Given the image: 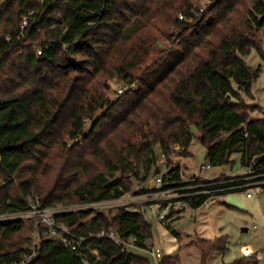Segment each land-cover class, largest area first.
Masks as SVG:
<instances>
[{
	"label": "trees",
	"instance_id": "16d2710c",
	"mask_svg": "<svg viewBox=\"0 0 264 264\" xmlns=\"http://www.w3.org/2000/svg\"><path fill=\"white\" fill-rule=\"evenodd\" d=\"M263 27L264 0L0 3V216L28 211L30 199L43 207L118 199L133 189L140 167L157 164L158 149L168 158L189 154L194 128L211 166L227 165L239 151L252 175L264 174V119L252 118L257 105L245 99L254 98L261 73L245 56L255 49L264 58ZM160 38L167 45L136 74ZM114 80L124 90L111 97ZM248 176L183 182L176 167L163 179L173 187L194 186L190 191L199 193L185 199L197 209L214 196L246 189L203 190L264 180ZM114 209L63 211L55 218L78 236L112 230L146 248L152 226L145 212L126 205ZM86 243L101 260L94 263L88 250L80 255L51 238L35 219H0V264L34 252L27 264H84L83 255L92 264H151L107 238ZM197 244L202 264L228 249L225 237ZM232 264L259 260L251 255Z\"/></svg>",
	"mask_w": 264,
	"mask_h": 264
},
{
	"label": "rangeland",
	"instance_id": "374dc122",
	"mask_svg": "<svg viewBox=\"0 0 264 264\" xmlns=\"http://www.w3.org/2000/svg\"><path fill=\"white\" fill-rule=\"evenodd\" d=\"M5 1L0 0V3ZM206 3L207 1H201L200 4L205 6ZM261 41L264 51V27L261 30ZM166 45L167 42L160 38L149 62L139 66L135 73L139 74L156 57L159 49ZM245 60L252 67H261L260 76L253 84L254 98L245 97V99L248 103L257 105L251 114L252 118L264 119V58L253 49L245 56ZM120 87V81H112L110 96L115 97L116 90ZM227 135V132H223L222 138L224 139ZM189 152L187 155L174 153L168 158L161 149H158L157 164L140 167V178H133L134 187L120 197L122 200L113 199L98 206L76 204L70 209L96 206L97 210L114 212L116 206L126 205L131 209L145 212L146 219L152 226V237L146 248L130 247L129 250L148 258L151 264H157V261L161 264H202L198 239L216 240L225 237L229 244V250L210 255L207 264L210 262L232 264L236 260L243 259L246 257L243 255L245 246H251L254 252L259 251L264 254V185H258L250 190L251 197L247 196L246 191L228 193L221 196L210 208L203 206L197 210H193L187 202L181 200L180 192H162L157 189L159 185L157 179L164 177L170 169L176 167L180 169L183 182L205 177L243 175L249 170L241 164L242 153L239 151L232 153L231 161L227 165L206 168L209 164L207 150L200 141L196 128H194V138ZM146 166H148L147 169ZM56 208L67 209L64 206ZM160 213L166 215V220L158 219ZM4 217L5 215H1L0 219ZM243 228H248V231L244 232ZM153 248L161 251V261L155 260L151 255ZM166 257L172 258L164 260Z\"/></svg>",
	"mask_w": 264,
	"mask_h": 264
},
{
	"label": "built area",
	"instance_id": "2783aa9c",
	"mask_svg": "<svg viewBox=\"0 0 264 264\" xmlns=\"http://www.w3.org/2000/svg\"><path fill=\"white\" fill-rule=\"evenodd\" d=\"M180 18H183V16H180ZM27 24H28V18L25 17L22 27L24 28ZM37 52H38V54L42 53L41 50H38ZM123 90H124L123 88H119L118 93H123ZM206 168L210 169L211 165L208 164L206 166ZM248 169L249 170H248L247 174H250V176H248L247 179H255L258 177H264V174L252 175L251 173H253L254 170H252L251 167H249ZM201 179H210V178L205 177V178H201ZM157 181L159 184L157 189H160L162 192H168V191L169 192H175V191L180 192V196L182 197L181 200H184L187 203H188V201L185 198H187L189 196H194L197 193H199V192H191L190 191L193 188H195L192 185H191L192 187L190 185L183 186V187H173L172 183H170V182L165 183L163 177H159L157 179ZM212 184H216V183L215 182L214 183H205L202 186L212 185ZM261 184H264V180L253 181V182L240 184V185L227 186V187H223L220 189H206V190H203L202 192L203 193H211V192L218 191V190H232V189H238V188H245L246 189L245 191L247 192V196L251 197V191L250 190H253V188H255L256 186L261 185ZM215 198H216V196L210 198L209 201L214 200ZM30 200H31V207L28 211L18 213V214H14V215H5L4 219L20 218V219L24 220L26 223L35 219V224L36 225L37 224L42 225L43 228L48 231L51 238L62 239L63 242L65 243V245L70 247V249L72 251H75L81 255L83 251L88 250L90 253H92L95 256L94 263L101 260L102 258L99 254L98 249L91 248L87 245L86 240L88 238H91V237H96L99 239L107 238V239L113 240L116 244L122 245V249H121L122 252L128 251L130 247L140 248L136 244L137 239L135 237H129L128 239H122V238L118 237L115 234V232L112 230H109V231L100 230V232H98L97 234H93L90 237H82V236L75 235L70 231V229L64 223L58 222L55 218V215L58 213H61L63 211H72L74 209H70L71 207H66L67 208L66 210H59L56 207H43L40 205L39 199H36L37 202H33L32 199H30ZM116 200L120 201V200H122V198H118ZM101 203H106V201H100V202H96V203H92V204H94V205L96 204V206H98ZM85 205L89 206V204H85ZM96 206L95 207H86V208H91V209L97 210L98 208L96 209ZM79 209H85V208H79ZM79 209H77V210H79ZM158 219L164 221V220H166V215L164 213L163 214L160 213L158 215ZM255 228H256V226H255ZM38 235H39L38 230H36L32 235V248L36 245ZM244 253L246 255H249V256L254 255V253L250 249H245ZM35 255H36V253L34 252L33 254L28 255L25 259H22L21 261L16 262L14 264H27L33 259V257ZM151 255L153 256V258L155 260L159 259V261H161L162 253L159 249L154 250V248H153V250L151 251ZM82 260H83L84 264H92L87 256L83 255ZM157 264H161V263H158V261H157Z\"/></svg>",
	"mask_w": 264,
	"mask_h": 264
},
{
	"label": "crops",
	"instance_id": "0c3cea01",
	"mask_svg": "<svg viewBox=\"0 0 264 264\" xmlns=\"http://www.w3.org/2000/svg\"><path fill=\"white\" fill-rule=\"evenodd\" d=\"M215 178H218V177H214V178H210V179H215ZM223 196V195H222ZM221 196H219L217 199H214V200H211V201H207L204 205H202L201 207H203V206H205V207H207V209L208 208H210L211 207V205H213V204H215V203H217V201H218V199L220 198ZM200 208V207H199ZM199 208H197V209H199ZM193 209V208H192ZM197 209H193V210H197ZM255 228V227H254ZM257 228V227H256ZM255 228V229H256ZM247 230H244V228H243V231L244 232H247L248 231V228H246ZM245 249H250L253 253H254V255H257V258H258V260H259V264H264V254H262L261 252H259V251H257V252H254L253 251V249H252V247L251 246H245L244 248H243V255L244 256H246V257H248L249 255H246L245 253H244V250ZM227 250H229V244H228V249ZM226 250V251H227ZM217 253V252H216ZM172 258V257H171ZM209 264H212L211 262L209 263ZM226 264V263H225Z\"/></svg>",
	"mask_w": 264,
	"mask_h": 264
},
{
	"label": "water",
	"instance_id": "95a60500",
	"mask_svg": "<svg viewBox=\"0 0 264 264\" xmlns=\"http://www.w3.org/2000/svg\"><path fill=\"white\" fill-rule=\"evenodd\" d=\"M244 230H247L246 228H244Z\"/></svg>",
	"mask_w": 264,
	"mask_h": 264
}]
</instances>
